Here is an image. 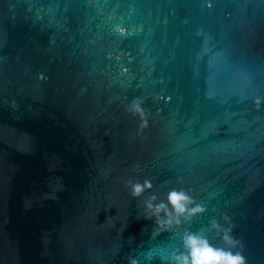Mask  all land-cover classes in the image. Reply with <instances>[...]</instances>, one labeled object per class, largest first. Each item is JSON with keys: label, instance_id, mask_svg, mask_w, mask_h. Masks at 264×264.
Returning a JSON list of instances; mask_svg holds the SVG:
<instances>
[{"label": "water", "instance_id": "95a60500", "mask_svg": "<svg viewBox=\"0 0 264 264\" xmlns=\"http://www.w3.org/2000/svg\"><path fill=\"white\" fill-rule=\"evenodd\" d=\"M173 188L206 210L159 229ZM213 218L264 264V0H0V264H163Z\"/></svg>", "mask_w": 264, "mask_h": 264}, {"label": "clouds", "instance_id": "9594fccd", "mask_svg": "<svg viewBox=\"0 0 264 264\" xmlns=\"http://www.w3.org/2000/svg\"><path fill=\"white\" fill-rule=\"evenodd\" d=\"M260 102L259 99L255 101L257 106ZM127 110L140 116L141 129L147 127L146 114L138 97L133 98ZM127 185L133 198L140 197L146 190L153 187L152 182L148 179H145L142 183L129 180ZM189 193L190 189L173 188L168 191L166 201L161 200L159 202H156L158 198L155 194L149 195L143 201L146 213L150 214L146 215L145 218H154L159 229H166L173 224L179 225L182 219L188 220L197 214L203 213L206 209L201 204L196 203ZM223 219L225 221L229 220L227 216H224ZM213 230L221 236L226 247L215 246L209 241L206 233ZM231 231V226L224 227L213 218L207 229L201 228L195 232L186 230L181 236V248L170 250L166 257H161V260L163 264H246L242 253L233 251L239 241L230 235ZM155 234L158 235L159 232ZM152 258L153 256L150 253L146 256L148 260ZM128 264H138V260L129 256Z\"/></svg>", "mask_w": 264, "mask_h": 264}]
</instances>
